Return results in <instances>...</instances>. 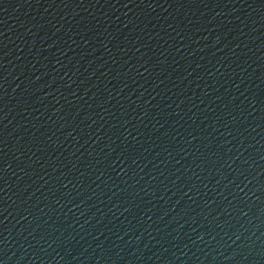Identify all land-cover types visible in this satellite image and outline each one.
I'll use <instances>...</instances> for the list:
<instances>
[{
    "label": "water",
    "instance_id": "obj_1",
    "mask_svg": "<svg viewBox=\"0 0 264 264\" xmlns=\"http://www.w3.org/2000/svg\"><path fill=\"white\" fill-rule=\"evenodd\" d=\"M0 264H264V0H0Z\"/></svg>",
    "mask_w": 264,
    "mask_h": 264
}]
</instances>
